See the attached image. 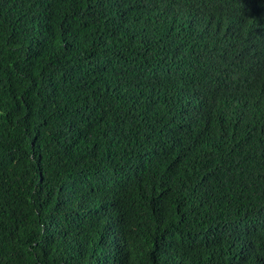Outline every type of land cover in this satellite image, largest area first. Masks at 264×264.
<instances>
[{"label":"trees","instance_id":"obj_1","mask_svg":"<svg viewBox=\"0 0 264 264\" xmlns=\"http://www.w3.org/2000/svg\"><path fill=\"white\" fill-rule=\"evenodd\" d=\"M0 264H264V0H0Z\"/></svg>","mask_w":264,"mask_h":264}]
</instances>
